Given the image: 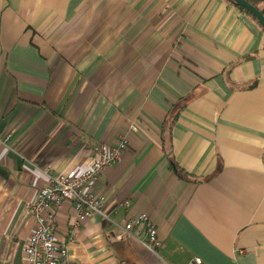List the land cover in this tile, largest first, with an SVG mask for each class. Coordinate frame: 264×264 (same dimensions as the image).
Segmentation results:
<instances>
[{
	"label": "crops",
	"instance_id": "obj_1",
	"mask_svg": "<svg viewBox=\"0 0 264 264\" xmlns=\"http://www.w3.org/2000/svg\"><path fill=\"white\" fill-rule=\"evenodd\" d=\"M238 7L0 0V264H25L40 188L121 138L92 187L116 224L56 211L70 264H264V30ZM140 213L156 254L122 230Z\"/></svg>",
	"mask_w": 264,
	"mask_h": 264
},
{
	"label": "built area",
	"instance_id": "obj_2",
	"mask_svg": "<svg viewBox=\"0 0 264 264\" xmlns=\"http://www.w3.org/2000/svg\"><path fill=\"white\" fill-rule=\"evenodd\" d=\"M127 148V140L121 138L115 146L107 143L97 148L95 160L82 173L72 177L50 178L30 205L34 227L25 242V264H70L67 246L56 237L53 221L56 211L70 203L75 211L74 228H80L92 215H99L116 224L105 210V198L92 191L106 169L116 164ZM146 237L141 239V229ZM124 234L141 243L156 254L161 245L156 227L146 213L129 218L122 228ZM188 264H203L199 258Z\"/></svg>",
	"mask_w": 264,
	"mask_h": 264
},
{
	"label": "water",
	"instance_id": "obj_3",
	"mask_svg": "<svg viewBox=\"0 0 264 264\" xmlns=\"http://www.w3.org/2000/svg\"><path fill=\"white\" fill-rule=\"evenodd\" d=\"M232 1L237 6L243 8L249 14H251L256 19L258 24L262 27V29L264 30V15H262V13L256 7H254L252 4H250L246 0H232Z\"/></svg>",
	"mask_w": 264,
	"mask_h": 264
},
{
	"label": "trees",
	"instance_id": "obj_4",
	"mask_svg": "<svg viewBox=\"0 0 264 264\" xmlns=\"http://www.w3.org/2000/svg\"><path fill=\"white\" fill-rule=\"evenodd\" d=\"M235 6H237L232 0H230ZM246 1H248L250 4H252L254 7H256L255 6V2H257V1H263L264 2V0H246ZM238 7V6H237ZM240 10H242V11H244L242 8H240V7H238ZM261 13H262V15H264V12H263V10H259ZM245 12V11H244ZM247 13V12H246ZM249 15V14H248ZM250 16V15H249ZM251 17V16H250ZM252 18V17H251ZM254 21H255V19L254 18H252ZM169 130H170V127H169ZM171 162V164L173 165V162L172 161H170Z\"/></svg>",
	"mask_w": 264,
	"mask_h": 264
}]
</instances>
